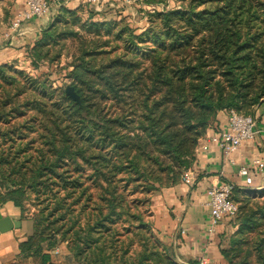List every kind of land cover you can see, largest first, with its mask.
<instances>
[{"label":"trees","instance_id":"16d2710c","mask_svg":"<svg viewBox=\"0 0 264 264\" xmlns=\"http://www.w3.org/2000/svg\"><path fill=\"white\" fill-rule=\"evenodd\" d=\"M179 2L147 12L141 33L92 9L59 11L29 48L31 67L53 74L66 58L86 112L47 71L0 63V204L32 218L20 249L38 264H55L62 243L75 264H178L154 233L153 196L191 169L221 112L264 104V0ZM259 197L233 194L229 264H264Z\"/></svg>","mask_w":264,"mask_h":264},{"label":"crops","instance_id":"0c3cea01","mask_svg":"<svg viewBox=\"0 0 264 264\" xmlns=\"http://www.w3.org/2000/svg\"><path fill=\"white\" fill-rule=\"evenodd\" d=\"M109 1L118 0H103L102 5ZM51 4V14L24 22L13 33L11 26L25 10L26 0H0L1 64L32 70L29 48L37 43L59 11L62 8H81L86 18V11L94 5L92 0H51ZM49 68L42 67L41 73ZM253 117L259 131L257 137L226 156L221 149V138L228 129V113L221 112L197 147L195 163L189 169L193 173L189 183L180 181L153 196L150 212L154 233L178 264H199L201 260L207 264H229L222 253L229 247L238 226L232 220L213 224L208 191L213 186L226 183L235 185V192L243 191L239 170L245 166L252 169L254 184L251 191L256 194L264 191V179L254 166L255 162L264 161V104L255 108ZM25 215L11 202L0 204V223L7 230L0 233V264H38L36 259L20 249V245L34 234V222ZM51 258L55 264H75L65 243L51 252Z\"/></svg>","mask_w":264,"mask_h":264},{"label":"built area","instance_id":"2783aa9c","mask_svg":"<svg viewBox=\"0 0 264 264\" xmlns=\"http://www.w3.org/2000/svg\"><path fill=\"white\" fill-rule=\"evenodd\" d=\"M51 0H26L25 10L20 14L16 21L13 22L11 30L14 33L18 31L24 22L32 19H41L52 13ZM92 2H94L92 0ZM10 37V34L7 35ZM228 113V129L223 133L221 138V149L226 156L236 152L246 142L254 140L259 131L257 123L253 116H246L231 110ZM256 171L264 179V161L254 163ZM252 169L248 166L239 170V176L243 178V191H251L254 184V178L251 173ZM193 173L188 170L181 178L183 183H189ZM236 190L232 183L213 186L208 191V206L210 207L211 220L213 224L220 221L234 219L239 211V206L233 200V194ZM199 264H207L201 260Z\"/></svg>","mask_w":264,"mask_h":264},{"label":"rangeland","instance_id":"374dc122","mask_svg":"<svg viewBox=\"0 0 264 264\" xmlns=\"http://www.w3.org/2000/svg\"><path fill=\"white\" fill-rule=\"evenodd\" d=\"M92 10L96 13V18L101 21H125L128 22L131 26H133L137 31H142L148 26V18L147 12L153 11L156 9L158 12L162 13L168 10H178L182 9V5L179 0H166L164 3H155L151 4L152 0H118L113 2H106L102 5L103 0H93ZM51 2V1H50ZM110 3V4H109ZM109 4V5H107ZM52 5V4H51ZM67 60L63 58L60 64H57L53 70V74L47 69H43L42 73L37 72L38 74H44L46 71L51 74V81L56 86H65L70 83L68 79H66V75L68 74L67 69ZM44 67V66H43ZM27 71L31 76H37L35 70H27L26 68L20 69ZM96 193V190H94ZM249 198H255L261 196L263 192H259L258 194L253 193L252 191L246 192ZM260 198V197H259ZM134 199L145 200L144 195H136ZM35 202L28 201L25 203V207L28 210L29 215L34 214L36 212V207L34 206ZM142 212L147 213L146 207L142 209Z\"/></svg>","mask_w":264,"mask_h":264},{"label":"water","instance_id":"95a60500","mask_svg":"<svg viewBox=\"0 0 264 264\" xmlns=\"http://www.w3.org/2000/svg\"><path fill=\"white\" fill-rule=\"evenodd\" d=\"M65 94L71 98L77 106L86 112V107L82 104L81 97L76 93L75 89L71 85H67L65 87ZM2 225L3 223H0V233L7 231Z\"/></svg>","mask_w":264,"mask_h":264}]
</instances>
